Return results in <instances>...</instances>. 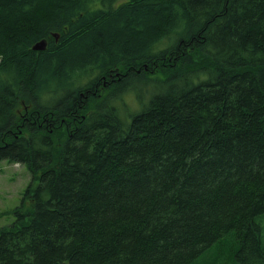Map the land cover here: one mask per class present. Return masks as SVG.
Wrapping results in <instances>:
<instances>
[{
  "label": "trees",
  "instance_id": "trees-1",
  "mask_svg": "<svg viewBox=\"0 0 264 264\" xmlns=\"http://www.w3.org/2000/svg\"><path fill=\"white\" fill-rule=\"evenodd\" d=\"M4 160L0 264H264V0H0Z\"/></svg>",
  "mask_w": 264,
  "mask_h": 264
},
{
  "label": "rangeland",
  "instance_id": "rangeland-1",
  "mask_svg": "<svg viewBox=\"0 0 264 264\" xmlns=\"http://www.w3.org/2000/svg\"><path fill=\"white\" fill-rule=\"evenodd\" d=\"M125 91L126 92L122 94L120 100V102L123 103L122 107L125 110H128L130 107L137 108L134 95L128 92L127 88ZM30 182V173L24 165H18L6 160L0 162V227L7 226L14 220L15 216L11 211L16 206L20 205ZM257 221L260 225L264 247V214L259 216ZM211 255L212 258H214L217 254ZM214 264H224V261L216 259Z\"/></svg>",
  "mask_w": 264,
  "mask_h": 264
},
{
  "label": "water",
  "instance_id": "water-1",
  "mask_svg": "<svg viewBox=\"0 0 264 264\" xmlns=\"http://www.w3.org/2000/svg\"><path fill=\"white\" fill-rule=\"evenodd\" d=\"M54 35L56 36V34ZM45 48H46V41L43 39L35 42V44L32 46L33 50H43Z\"/></svg>",
  "mask_w": 264,
  "mask_h": 264
},
{
  "label": "bare ground",
  "instance_id": "bare-ground-1",
  "mask_svg": "<svg viewBox=\"0 0 264 264\" xmlns=\"http://www.w3.org/2000/svg\"><path fill=\"white\" fill-rule=\"evenodd\" d=\"M238 132V131H237ZM255 161V160H254Z\"/></svg>",
  "mask_w": 264,
  "mask_h": 264
}]
</instances>
